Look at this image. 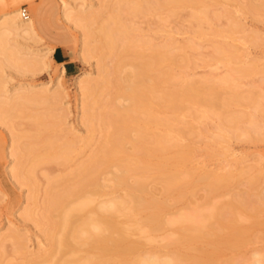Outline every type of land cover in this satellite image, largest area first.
<instances>
[{
	"label": "rangeland",
	"instance_id": "rangeland-1",
	"mask_svg": "<svg viewBox=\"0 0 264 264\" xmlns=\"http://www.w3.org/2000/svg\"><path fill=\"white\" fill-rule=\"evenodd\" d=\"M138 1L145 6L148 4L147 6L151 11H146L145 14L135 17L131 21L132 27L137 29L135 34L140 36L142 34L141 38L153 49L166 44L174 49L173 54L176 58L174 63L176 65L169 61L164 63L163 69L170 73V81L167 84H162L161 90L167 87L163 91L170 92L171 88L177 86L174 84L209 79L212 84L216 81L218 82L215 84H220L223 93L219 91L220 98L229 99L228 93H236L235 101H229L225 107L227 117L236 114V116H231L233 120L228 121L225 119L224 121L223 118L219 120V117H216V111H212V113L210 110V112L205 113L204 107L200 105L191 106L190 108L193 110L183 109L176 112L158 105L153 106V111L158 117L170 118L172 115H177L180 118L178 127L181 128V132L173 131L169 134L168 131H165L164 126L150 125V131H146V140L149 141L152 137L150 133L152 131L160 134L165 132L168 134V138L177 140L174 141L186 151H184V163L182 164V172L185 173L183 175L190 174L192 178L188 177V179L192 181L188 180L190 183H188V187H185L186 189H183V197L179 198L173 193L165 194L161 189L162 182L152 172L151 178L146 179V185L150 192L145 197L148 200H152L153 197L154 200L164 202V206L168 207L163 208V217L173 219L179 214L203 207L207 208L218 201L236 198L243 191L247 192L244 195L248 197L247 203L252 205L257 202L255 194L264 193V0H201L194 6L190 5L191 7H189L187 5L175 9V15L168 17L166 16L167 9L160 10L157 6L158 2L156 3L157 0H142L143 2L141 0H66L69 7L74 8L73 12L76 11L75 13L72 12L70 17H64L62 14V0H30L20 1L17 4H14L15 1L12 2V0H0V15L7 9L8 11L14 9L13 5H16L19 11L22 7H26L29 17L33 19L36 25L38 36L36 39L24 37L11 41L18 43L23 50H38L41 53H47L43 64L30 61L26 65L19 63L15 67L3 66L0 71V75L3 76L2 81H5L3 88L7 90V93L3 95L8 96V93L31 88H29L30 93L21 92L19 95H14L13 104H3V110H0V115L3 114V120L0 118V239L5 238L2 242L0 240V246H2L0 247V264H26L34 258L36 260H34L35 262L32 261L34 264H42V258L39 257V254L45 252L49 246L48 236L42 230L49 226V222L44 219L41 220V206L43 204L41 202L45 200L48 181L70 173L103 141L104 135H106L104 133H107V126L99 125L101 124L99 119L103 111L102 108H104L105 103H108V100L113 102V105L117 103L118 105H114L115 107L129 105L125 93L121 94V87L124 85H120L119 79L120 76H125L129 72V68L126 66L122 71L117 70L113 51L109 47L99 46L100 34L97 30L100 26L108 25L112 21L110 15L114 14L119 7L131 5ZM159 2L161 3V0ZM153 4L154 6H152ZM155 5L158 10H152ZM40 8L41 15L37 14V10ZM203 10L211 19L207 17L205 20L207 22H203V26L201 25L198 29L192 23L190 15L192 11ZM77 11H83L87 20L82 22L77 19L76 21L75 14ZM63 18H66L67 21ZM85 24L90 26L91 36L86 37L84 28L80 27ZM196 29L201 31L196 33ZM198 33L201 35L199 36ZM11 41L9 43H12ZM218 43H223L227 47L230 45L229 48L231 49L235 48L236 52L233 55L232 63L226 64V62H222L221 56L220 58L216 57L214 48L215 44ZM85 44L87 45L85 46ZM57 45H61L70 59L78 66L76 74H66L63 65L54 61L52 51ZM83 47L85 48L83 49ZM100 60L104 68L102 67L103 69L100 68L97 71ZM179 61H181V65ZM166 66L168 69L165 68ZM240 66L246 70L244 75H242L243 73L240 75L237 70H234ZM103 71H105L109 85L99 86L100 88L98 87L99 89L96 90L98 91L96 93L97 104L92 103L94 106L91 105L93 107L91 109L92 117L90 123H86L82 107L83 95L79 90L80 87L77 86L76 78L82 74H88L90 75L89 78L98 79L99 72L104 73ZM224 77L228 79V82L219 81ZM57 80L58 85L56 84ZM43 90L47 92L44 94L42 93ZM0 95H2L1 91ZM1 99L3 96H0ZM215 110L218 112V109ZM228 113L229 115H227ZM41 114L44 115V125L37 124L33 119V116ZM131 132L129 129L130 134L128 133V136L133 138L134 135ZM72 138L80 139L83 142L86 138L88 142H84V144L81 141L78 142L79 151L76 154L75 152L69 154V159L66 161L54 159L51 156V158L41 161L42 157L40 161L37 159L38 162H36L35 156L38 153L41 154L45 151L51 155L55 147L59 148L57 145ZM44 141H53L56 144H53L52 148L50 145L41 148L40 145ZM125 142L127 154L129 152L131 155L137 153L132 149V139L129 138ZM27 153L30 154L27 155ZM172 153L173 151L170 150L166 155L171 156ZM33 157L35 162H33ZM173 166L169 165V170L171 167L173 169ZM114 170V168H110V170L108 168L109 172L107 171V174L105 173L100 178L104 185L103 194L102 197H96L94 206L109 196L124 195L125 190L123 188L119 187L114 190L112 187V180L110 179ZM205 172L217 173L218 175L230 174V185L226 189L216 190L217 193H208L204 184L205 181L200 178L198 180L199 175ZM128 175V178L132 177L128 179V182L132 183L135 177L131 173ZM246 178L247 180L255 178V185L252 188L248 186L245 181ZM32 192L34 202L30 200ZM33 208L35 209L33 210ZM29 209L34 220L28 219L25 215ZM260 209L259 219L262 224L253 227L251 232L254 233L239 246L231 249L226 247L224 249L223 247L220 254L221 259H232L235 264H244L252 257V253H264V201ZM147 212L141 210L140 213L138 212L139 214H131L128 219L120 215L121 217L118 216L117 221L130 228V239L140 244V252L143 251V254L167 252L166 243L176 237L178 225H168L167 228L163 226L154 231H148L147 227L142 226V230H136L134 226L143 223L141 220L144 219ZM244 212L246 211H238L237 216L240 215L239 219L243 223L249 224L251 219L247 218L248 215ZM38 218L41 223H38L39 225L35 222L36 219L38 221ZM135 222L138 224L135 225ZM10 233L15 235L14 239H9ZM17 241L22 247H18ZM199 244L203 248L208 247L206 242ZM169 247L168 249L171 250L173 246ZM185 247L182 246V248ZM187 248L189 249V247ZM186 249L182 250L185 251ZM24 261L25 263H23Z\"/></svg>",
	"mask_w": 264,
	"mask_h": 264
},
{
	"label": "bare ground",
	"instance_id": "bare-ground-1",
	"mask_svg": "<svg viewBox=\"0 0 264 264\" xmlns=\"http://www.w3.org/2000/svg\"><path fill=\"white\" fill-rule=\"evenodd\" d=\"M13 1H15L14 4H17L20 1L25 2L30 0H12V2ZM200 1L201 0H161L160 3L159 0H157L156 3H159V5L157 3V6H159L160 10L167 9L168 13L166 16L168 17L175 15V9L183 6L186 7L187 5L191 7L190 5L194 6ZM147 5H142V3H139L138 1L131 5L119 7L117 10L115 9L116 12L112 14L113 16L110 15L112 17V21L108 25L100 26L97 30L100 34L99 46L109 47L113 51L115 67L117 70L122 71V69L126 66L129 68V72L125 76L119 77L120 85H124L121 87V94L125 93L124 95L128 99L129 105H126V107H115L118 104L116 103L114 106L113 102H109L108 100V103H105L104 108H102V113L100 112L101 114L99 120L101 124L99 125L107 126V133H104L106 135H104L105 137L103 141L100 142V145L96 149L94 148L95 150H93L86 159H83V161L78 163L77 166H75V168H73V170H71V172L67 175L57 178L55 177L54 179L49 178L50 180L47 183L48 189H46L47 194L44 196V202H41L43 203L41 206V220L44 219L49 222V226H47V228L45 226L46 229H44V226L42 225V230L45 231L48 236L47 239H49L48 249L39 254V257L42 258V264H235L232 259H221L220 254L222 248L224 247L225 249L226 247L231 249L239 246L254 233L251 232L253 227H257L262 224V221L259 219L260 208L264 201V193L262 194V192L255 194V197L257 198V205H255L256 203L251 205L249 202L248 204L246 201L248 197L244 196L246 191H243L239 195L237 193L238 197L236 198H232L227 201H218L207 208L203 207L201 209H194L190 212L179 214L173 219H165L163 217L162 210H164V207H168L164 206V202L154 200L152 196V200H148L145 197L150 192L146 185V179L149 177L151 178L152 172L154 176L157 175L159 181L162 182L163 186L161 189L165 194L173 193V195H176L179 198L183 197V189L186 186L188 187V183L192 181L190 180L192 178L190 174L186 176L183 175L184 172H182L185 150L182 149L181 145L175 142L177 140L174 139V141L171 138H168L167 134H171L170 132L173 131H177V133L181 132V128L178 127L180 125V118L177 115H172L170 118L163 116L158 117V115H156L153 111V106L158 105L164 109H171L176 112L183 109L190 110L192 109L190 108L191 106L200 105L204 107L205 113L210 112V110L211 112L216 111V117L218 116L219 120L222 118L226 121L231 119L233 120V117L231 116H236V114L229 115L228 113L227 115H229V117H227L225 110L229 101H235L234 98L236 97V93H228L230 95L229 99H224L225 97L220 98L219 91H222L220 89V84H218L219 86L215 84L218 81L215 83L213 82L215 84L214 85L212 82L210 83L209 79H204L202 81L191 80L185 81L182 84H174L177 86H174L173 88L170 87L172 89L170 92L163 91L167 87L163 90L160 89L162 84H167L170 81V73L163 69L164 63L166 61L174 63L176 58L173 54L174 49L172 47L170 48L166 43L165 44L168 48L166 45L160 47L159 44L158 46L160 48L154 47L153 49L146 41H144V39L141 38L142 34L141 36L139 34H135L137 29L132 27L131 21L135 17L142 16L143 13L145 14L146 11L150 12L151 10ZM13 6L14 9H10L9 11L7 9V11H4L0 15V71L3 66L15 67L19 63L26 65L30 61L43 64L45 58L47 57V53H41V51L38 50H23L22 46L11 41L14 39H23L24 37L34 39L38 37L36 34V25L33 19L30 17L27 20L22 19L18 7L16 5ZM152 6H154V4ZM157 6L155 5L154 8L152 7V10H158ZM62 9L64 17H70V14H72L74 10L71 6L69 7L66 0H62ZM37 14L41 15V8L37 10ZM84 14L85 13H83V11H77V14H75L77 17L76 21L79 19V21L83 22L86 19V15ZM190 17L194 26L199 29L201 25L203 26V22H207L205 20L208 17V14L205 10L199 12L192 11ZM208 18L211 19L210 17ZM63 19L67 21L66 18ZM235 24L237 25V23ZM80 27L84 28V30H82L85 31L86 37L92 35L89 25L85 24ZM230 28L232 29V27ZM198 29H196V33L201 31H198ZM192 34L196 35L194 33ZM10 41L12 43H9ZM86 45L87 44H85V46ZM229 47L230 45L227 47V45L223 43H218L215 44L214 48L215 53L217 54L216 57L218 56L220 58L221 56L222 62H226V64H230V62L232 63L233 55L236 52L235 48L231 49ZM84 48L85 47H83V49ZM180 62L181 61H179V64ZM174 64L176 65V63ZM167 66L165 68H167ZM98 67L97 71L102 67L104 68L101 60ZM242 68L240 66L234 70H237L240 75L242 73V75H244V71L246 72V70H244L245 68ZM101 72H99L100 75L98 79H91L88 74H82L76 78L77 86L78 88L80 87L79 90H81V94L83 95L82 107L86 123H90V119L92 117L91 109L94 107L92 103L95 102L97 104L96 93L98 91L96 90L102 85L107 86L109 83L105 71H103L104 73ZM2 80L3 76L0 75V91L2 92V95L0 96H3V99L0 100V110H3V106L5 104H13L12 102L14 101V97L19 95L21 92L26 94L31 92V88L29 87L30 89L28 88L22 91L8 93V96L3 95L4 93H7V90L3 88L5 81ZM219 81L226 83L228 82V79L224 77ZM56 84L58 85V80ZM46 92V90L42 91L44 94ZM91 105L93 107H91ZM215 109H218V112ZM2 115H0V118H2ZM43 117L44 115L41 114L35 117L33 116V119L37 122V124L44 125L45 121ZM1 120H3V118ZM150 125L155 127L164 126V128H166L165 131L168 132L160 134L157 132L153 133L152 131L150 132L152 137L149 141H147L146 131H150ZM182 128H184V126H182ZM129 129L134 135L133 138H131L130 135L128 136ZM220 130L222 129L220 128ZM129 138L132 139L133 142H130L132 143V149L137 152L134 155L129 154L130 152L128 154L126 153L125 141ZM84 140L85 143L88 142V139L85 138ZM80 141L83 142L80 139L72 138L65 143L57 145L59 148L55 147L54 152L53 154L51 153V155L47 154L45 151L43 153L40 152L41 154L38 153V155H36L38 158L35 156L36 162L40 161L42 157L41 161L44 159L47 160L51 158V156L54 159H62L63 161H66L69 159V154L72 152H75L76 154L79 151L77 143ZM53 144V141H44L40 146L42 148L50 145L52 148ZM170 150H172L173 153L171 156H167L166 154L169 153ZM28 154L30 153H27V155ZM35 159L33 157V162H35ZM37 159L39 160L37 161ZM169 165H174V168L172 169L171 167L169 170ZM108 168L109 170L110 168L115 169L114 172L111 173L112 178L110 179L112 180L111 184L112 187H114V190L120 187L125 190V193L122 196H118L119 194L117 196H109L106 200L104 199L103 201H99L94 206L93 203L96 197L103 194L104 185L100 181V178L105 173L107 174ZM130 173L135 177L132 183L128 182V179L132 178H128V174ZM188 177H190V179H188ZM230 177V174L218 175L217 173L205 172L199 175L198 180H204L207 192H213L214 194L216 190L226 189L230 185ZM247 178L245 181L248 183V186H251L252 188L255 185V178H251L249 180H247ZM31 194L33 195V192ZM32 195L31 199H29L34 202V195ZM252 195L253 193L251 194V197ZM34 209L35 208H33V210ZM141 210H146L148 212L144 216V219L141 217L143 219L141 220L143 221V223L141 222L142 224L137 225L138 222H135V225H137L134 226L136 230H142V226L144 228L147 227L148 231H154L163 226L166 227L173 224L178 225V233L176 232V237L166 243L168 247L173 246V250H169L167 247L166 249L168 251L162 254L155 252L143 254V251L140 252V244L137 241H132L130 239V228L128 226L121 225L117 221V217L123 215L128 219L131 214L140 213ZM240 210L246 211L244 213L248 215L247 218L251 219L249 224L243 223L239 219L240 215L237 216V212ZM25 215L28 219L30 218V220H34L30 213V209L25 213ZM38 221L37 219L35 220L37 224L40 223V221ZM128 223L130 224L129 221ZM8 237L9 239H14L15 235L10 233ZM3 239H0L1 242ZM201 242H206L208 247L203 248L200 246L199 243ZM182 246L186 247L182 248ZM18 247H22L21 244ZM187 247L191 250L189 251ZM182 249L186 250L184 251ZM34 260L35 258L32 259V261ZM32 261L29 263L26 261V264H34ZM23 263H25V261ZM244 264H264V253H252V257L247 263L244 262Z\"/></svg>",
	"mask_w": 264,
	"mask_h": 264
},
{
	"label": "crops",
	"instance_id": "crops-1",
	"mask_svg": "<svg viewBox=\"0 0 264 264\" xmlns=\"http://www.w3.org/2000/svg\"><path fill=\"white\" fill-rule=\"evenodd\" d=\"M52 57L58 64L63 65L64 72L66 74H76L78 66L70 59L67 52L61 47V45L55 46L52 51Z\"/></svg>",
	"mask_w": 264,
	"mask_h": 264
},
{
	"label": "built area",
	"instance_id": "built-area-1",
	"mask_svg": "<svg viewBox=\"0 0 264 264\" xmlns=\"http://www.w3.org/2000/svg\"><path fill=\"white\" fill-rule=\"evenodd\" d=\"M20 15H21V18L24 19V20H27L29 18V13H28L26 7H22L20 9Z\"/></svg>",
	"mask_w": 264,
	"mask_h": 264
}]
</instances>
